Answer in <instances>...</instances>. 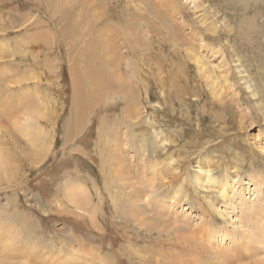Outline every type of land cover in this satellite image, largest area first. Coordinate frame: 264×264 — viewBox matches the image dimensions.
<instances>
[{"label": "rangeland", "instance_id": "obj_1", "mask_svg": "<svg viewBox=\"0 0 264 264\" xmlns=\"http://www.w3.org/2000/svg\"><path fill=\"white\" fill-rule=\"evenodd\" d=\"M212 1L100 2L96 10L114 30L105 41L108 54L117 55L122 75L130 57L123 33L114 34L117 23H131L129 32L142 35L146 25L139 20L149 19L156 31L147 34L150 46L142 43L144 55L136 61V117L124 120L129 97L119 94L90 104L73 127L70 74L76 61L86 64L78 55L87 37L72 43L60 37L70 47L71 63L53 24L44 25L42 5L0 0V150L9 162L0 173V264H138L128 238L145 247L142 257L155 264L264 263V35L257 28L264 0ZM189 48L215 67L217 85L200 76ZM80 84L90 95L91 86L83 78ZM23 93L34 105H22ZM33 120L52 141L37 165L18 129ZM119 156L122 172L111 165ZM170 157L173 165L160 173L158 163ZM203 170H210L214 184L204 183ZM182 171L187 183L177 189L172 177ZM259 178L263 183L256 187ZM40 179L48 183L46 196L35 184ZM75 194L85 200V210L76 209ZM135 217L161 222L149 230Z\"/></svg>", "mask_w": 264, "mask_h": 264}, {"label": "bare ground", "instance_id": "obj_2", "mask_svg": "<svg viewBox=\"0 0 264 264\" xmlns=\"http://www.w3.org/2000/svg\"><path fill=\"white\" fill-rule=\"evenodd\" d=\"M36 1L37 0H34V1L33 0H26V3L27 4H31L32 6H35L37 8H39L42 5V7L44 9V15L43 16L46 19V20H44V21H46V22H44V25H46V27L48 28L49 25L53 24V26L55 27V34H57V37H58L59 41L62 44L65 43V45L63 47H65L66 53H67V57H68L69 61H71V63L73 62V59H72V55H71V51H70V47L68 46V43H72L75 40L80 39L81 37H87V39H88V41L85 43L84 48L81 50L83 53H79V55H78L79 58H82V59H84L86 61V64H84L82 66V63L76 61L75 66L72 67V73L70 74V78H72V88L75 89V95H74L73 103H72L73 127H77L78 123L80 122V120L83 118V116L85 114V109L90 104H92V103H96V104L101 103L102 104L104 101L106 102L107 100H110V99L111 100H114L117 96H119V98H120V95L124 96L125 98L129 97V103L128 104H125L124 109H123V113H122L124 120H126V119L128 120L129 119V121H130V119H131L130 117H136L135 115H137V111H135V110H136L137 106H135V108H134L132 106L133 103L131 102L132 101V98L135 97L134 92H136V91H135L134 87H132L131 84L133 82V78H135L138 75L137 74L136 61H138L137 60L138 55H139V57H140V55L141 56L144 55V54H141L142 53L141 51L143 49L142 47L144 46L143 44L145 43L146 50H148L147 47L150 46L149 45L150 41H149V43H148V41L146 42V39H147L146 37H148L147 34H150V36L152 37V34L155 33V31H156L155 26L149 24L150 23V20L149 19L144 20L143 18H141L139 20L140 23H144V25H146L145 26L146 29L143 30L142 35L141 34L140 35L138 34L139 33L138 32L139 31L138 29H134V31H136V33H134V34H131L129 32V31L133 30L131 23L130 24H127L126 27H124V28H121L120 27V24L117 23V29L115 30L114 34L117 33V32L118 33L120 32V35H121L123 33L122 34V37L124 39V42L127 44V53H128V55L130 57V60H129L128 66H127L128 67V72H126L125 75H122V73L120 72L119 66H118V62L120 60L118 61L117 55L116 56L115 55L114 56H111V55L108 54V50H107L106 42H105L106 40L111 39L112 35H109V34H112L113 33L112 31H114V30L113 29L106 28L105 22L102 21L103 19H101L98 11L96 10V8L97 9L100 8V2H103V0L102 1H100V0H92V5L95 4L96 7H93L94 5L93 6H88V0H39L38 2H36ZM214 1L215 0H213L212 2H214ZM246 2H247V0H246ZM10 3H8V4H10ZM35 3L37 5H34ZM166 3L170 7L174 8L175 11H177V8H176V6H175V4L173 2L166 1ZM215 4H216V2H215ZM262 10H264V8ZM251 11H252V9H251ZM254 16H255V14H254ZM257 16H259V15H257ZM135 17H137V16H135ZM259 20H257V18H256V21H259ZM139 22H138V19H137L136 20V23L135 22L134 23H135L136 26H138L139 25ZM213 25L214 24L212 23V26ZM90 28H92V29H90ZM118 28H120V29H118ZM133 28H135V27H133ZM250 28L253 29L252 26H250ZM257 28H258V33L264 35V19L263 18H262V21H260V24L258 25ZM211 30L212 31H215V27H212ZM238 33H240V32H238ZM42 36H48L49 37L48 33H45V32H44V34L42 33ZM60 37L63 40H65L67 37H69L70 39L68 40V43H67V42L61 41ZM254 37H255V35H254ZM261 43H263V42H260V44ZM133 50L137 51L138 53L134 52ZM145 52H143V53H145ZM188 52H189L188 53L189 59L192 60L197 65V70H198L200 76H202L205 79V81L208 82V83H210L211 85H215V84L217 85L218 84V79H217L218 77L215 75L216 73L214 74V72H213V69L215 67L213 65H210V63L208 62V60L201 53H199L198 50L197 51L196 50L193 51V48L192 49L189 48L188 49ZM206 56H208V55H206ZM127 60L128 59H126V61ZM121 61H123V60H121ZM250 62H251V60H250ZM233 64H234V62H233ZM76 67H77L78 70H76ZM82 78L84 79V81L86 82V84L88 86H91V88H92V92H91L90 95H87L86 94V89H84V88L81 87V84L80 83H81ZM8 81H10V79H8ZM221 82H222V80H221ZM226 82H227V80L224 79V82H222L223 83V86L226 85ZM114 91H117V92H114ZM221 93L222 92H219V94H221ZM29 95L30 94H28V93H23L21 95L22 98H23V104L22 105H34V102H33L32 98H31V96H29ZM219 97H220V95H219ZM102 98H105V99L102 100V102H101L100 99H102ZM8 103H9V105H12L11 102H8ZM36 111H37V109H36ZM40 115H38V116L40 117ZM15 123L17 124V122H15ZM18 124H21V123L19 122ZM12 125H14V123ZM15 127H17V125ZM37 128L38 127H36V124H35L34 120H33V123L32 124L23 123L22 126L20 125L19 128H18L20 134L23 137H25L30 142V144H31V149L33 150L32 152H34L33 155L31 154V156H32L31 161H34V164L35 165H37V163L38 164L43 163L42 161L49 155L48 152L50 151L51 144H52L51 139L50 140H47L46 137H45V135L43 134V132L40 131ZM142 130H143V132L141 133L142 134L141 136H143L146 139H148V137H147L148 130L147 129H142ZM105 134H106L105 132L101 134V139L103 141H107L106 138H105ZM65 138H67V134H65ZM153 143L155 145L154 146V150L156 151L158 149V147H156V143L157 142L153 140L152 141V144ZM109 158H111V157H109ZM119 158H120V156L111 164L113 168H114V164L116 165V168H114V170H116V171L117 170L121 171L123 169L122 166H121V164H120L121 163V160ZM170 158L171 159L166 158L165 159L166 162H164L163 164H159L158 163V165H159V168L158 169L159 170L162 169V168H164V169L166 168L167 169L168 164L170 166H172L173 165L172 164L173 157H170ZM100 162H102V161H100ZM8 164H9L8 159L4 155L3 150H0V173H5L6 172V169L9 166ZM155 165H157V163H155ZM109 169H110V167H109ZM160 173H161V170H160ZM203 173L205 175L204 176L205 177L204 183H206L208 185L214 184V179L212 178L211 175H209L210 174V170H203ZM183 174H184V172L182 171L181 173H178L177 175H174L172 177L174 180H178L179 181V185L177 186V189L178 188H183V184L184 183L185 184L187 183V177L184 180L180 179ZM47 175H49V174H47ZM196 176H198V175H196ZM196 176L194 177V180H195L194 182L198 184L200 182V180H198L196 178ZM46 177H48V176H46ZM251 177H255V176H251ZM45 179H43V180H45ZM257 180H255L254 183H256ZM261 180L262 179L259 178V181L260 182L256 185V187H259L260 184L263 183V181H261ZM35 184H39V185L41 184V187H42L41 190H42L43 196H46L49 193L50 189H49V186H48V183H47L46 180L45 181H42V179H40L37 182H35ZM185 184H184V186H185ZM137 193H138V191H137ZM147 195H148V193H147ZM69 196H70V194H69ZM140 196L136 195V199H137V197L140 198ZM173 196H175V197L176 196H179L178 191H175L174 194H173ZM71 199L75 203L76 209H78V210H81V209L82 210H85L86 209L87 204H86L85 200H82L81 199V197H80L79 194L72 195L71 196ZM135 202H137V201H135ZM113 203H115V201ZM145 207H146V205H145ZM68 209H69V207H68ZM71 210H74V209H71ZM71 210H69V211H71ZM141 210H142V207H141ZM61 214H60V217H62ZM80 216L82 217V215H80ZM144 216H145V214L143 215V217ZM147 216H148V214H147ZM148 217H150V216H148ZM123 219H125V218L123 217ZM143 219H138V218L135 217V220H136V222H137L138 225H141V222H143L144 225H145V227L147 229H149V230L151 228L154 229V228L159 227L160 222H161L158 219H154V220H149V219L148 220H143ZM125 220H127V219H125ZM79 222H80V220H79ZM81 223H82V221H81ZM105 223H107V222H105ZM71 226H74V225L71 223ZM117 226H119V225H117ZM75 227H77V226H74L73 228H75ZM108 227H109V225H108ZM116 228H118V227H116ZM86 230H88V229H86ZM122 232H124V231H122ZM73 233H74V231H73ZM124 234L127 235V233H124ZM89 236L91 237L93 235H89ZM122 237H124V236H122ZM124 239H125V237H124ZM195 239H196V241H200L201 240L198 237L195 238ZM121 240H123V238H121ZM115 242L116 241L114 239H110V247L111 248H113V245H114ZM126 245H127V248L131 249L133 251V253L136 256H138V259L137 260H138V262L140 264H152V263L155 264L154 261L151 260L150 258H149L150 259L149 260V259H146L145 257H142V256H144L142 253L144 252L145 247L144 248L136 247V243L135 242H131L130 241V238L127 239V244ZM155 252H157V251H155ZM147 253H150V252L148 251ZM153 255H154V253H153ZM122 259H119V260L121 262H125L124 261L125 259H123V260ZM155 259H156V257H155ZM199 261H201V260H199ZM229 262H231V261H229ZM7 264H11V263H7ZM207 264H218V263H216L214 261H208Z\"/></svg>", "mask_w": 264, "mask_h": 264}]
</instances>
